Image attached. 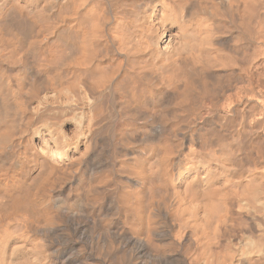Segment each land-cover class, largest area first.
Instances as JSON below:
<instances>
[{
  "label": "bare ground",
  "instance_id": "1",
  "mask_svg": "<svg viewBox=\"0 0 264 264\" xmlns=\"http://www.w3.org/2000/svg\"><path fill=\"white\" fill-rule=\"evenodd\" d=\"M0 264H264V0H0Z\"/></svg>",
  "mask_w": 264,
  "mask_h": 264
}]
</instances>
